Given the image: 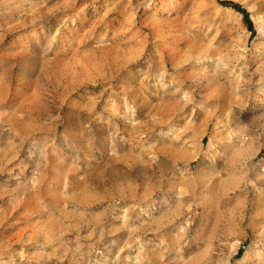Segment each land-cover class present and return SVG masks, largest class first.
Instances as JSON below:
<instances>
[{"label":"rangeland","instance_id":"rangeland-1","mask_svg":"<svg viewBox=\"0 0 264 264\" xmlns=\"http://www.w3.org/2000/svg\"><path fill=\"white\" fill-rule=\"evenodd\" d=\"M0 264H264V0H0Z\"/></svg>","mask_w":264,"mask_h":264},{"label":"bare ground","instance_id":"bare-ground-1","mask_svg":"<svg viewBox=\"0 0 264 264\" xmlns=\"http://www.w3.org/2000/svg\"><path fill=\"white\" fill-rule=\"evenodd\" d=\"M224 63V62H223ZM222 64V63H221Z\"/></svg>","mask_w":264,"mask_h":264}]
</instances>
